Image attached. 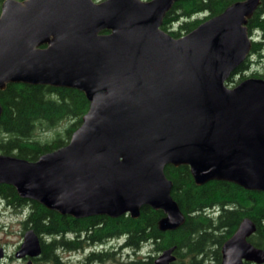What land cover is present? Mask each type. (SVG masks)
<instances>
[{
    "label": "water",
    "instance_id": "water-1",
    "mask_svg": "<svg viewBox=\"0 0 264 264\" xmlns=\"http://www.w3.org/2000/svg\"><path fill=\"white\" fill-rule=\"evenodd\" d=\"M177 0H1L0 90L8 83L69 87L88 107L67 142L28 161L0 154V183L72 217H137L161 210V231L184 215L166 164L195 184L232 182L264 191V79H227L249 54L246 22L260 0H238L178 37L160 29ZM1 112V107H0ZM248 218L220 245L219 264H262ZM174 246L153 264L175 260ZM25 229L13 253L40 254ZM4 256L0 247V259Z\"/></svg>",
    "mask_w": 264,
    "mask_h": 264
},
{
    "label": "trees",
    "instance_id": "trees-1",
    "mask_svg": "<svg viewBox=\"0 0 264 264\" xmlns=\"http://www.w3.org/2000/svg\"><path fill=\"white\" fill-rule=\"evenodd\" d=\"M234 1L238 0H177L165 13L160 29L178 37ZM197 14H203L202 18L194 17ZM246 28L253 39L249 54L232 70L227 82H232L237 75L238 81L244 79L242 72L250 56L264 51V0H260L247 19ZM254 76L256 73L250 74ZM258 76L264 79V74ZM0 107V154L34 161L67 142L80 124L88 101L74 88L8 83L0 90ZM64 121L67 124L62 132H56L53 138L40 141L35 137L38 129H54ZM163 173L171 181L170 196L184 215L183 223L172 230H159L157 220L163 216L162 211L146 205L139 208L137 217L98 214L76 218L21 198L5 183H0V201L13 210L25 209L21 228L23 231L32 229L40 243L39 256L32 258L34 263L58 264L60 249L76 250L121 237L120 248L132 251V256L143 244H147L152 253L130 256L122 264H153L154 256L170 246L175 247V260L170 264H219L221 243L243 218L255 224L247 241L264 249V191L247 190L223 180L197 185L186 165L166 164ZM114 252L92 250L85 255L84 264L114 260Z\"/></svg>",
    "mask_w": 264,
    "mask_h": 264
},
{
    "label": "rangeland",
    "instance_id": "rangeland-1",
    "mask_svg": "<svg viewBox=\"0 0 264 264\" xmlns=\"http://www.w3.org/2000/svg\"><path fill=\"white\" fill-rule=\"evenodd\" d=\"M97 1V0H94ZM203 14H197L194 17L198 19L202 18ZM256 73L254 77H260L259 74H264V51L260 53V55L250 56V60L247 64V68L242 72L243 78L250 77L251 73ZM239 79V76L233 77L232 82H227V86H232ZM66 121L61 122L55 126L54 129L43 131L42 129H38L35 131V137L40 141L44 139H51L54 137L56 132L61 133L65 125ZM47 139V140H48ZM25 209L13 210L7 207L2 201H0V247L3 248L4 256L0 259V264H24V259H17L13 256L14 251L18 247L19 243L22 239L23 230L21 228L20 221L23 219V214ZM114 240L110 243H105V250H112L114 252V260H103L93 261L89 264H122L126 262L130 256H132V251L117 248ZM102 246L99 245H89L83 247L81 249L76 250H67L60 249L57 251V261L58 264H84L86 261L84 260L85 255L90 250H101ZM149 246L147 244H143L140 246L139 251H136V254L133 256L141 257L146 254H152L149 252ZM128 253V254H126ZM132 256V257H133ZM39 264H52V262H43Z\"/></svg>",
    "mask_w": 264,
    "mask_h": 264
},
{
    "label": "flooded vegetation",
    "instance_id": "flooded-vegetation-1",
    "mask_svg": "<svg viewBox=\"0 0 264 264\" xmlns=\"http://www.w3.org/2000/svg\"><path fill=\"white\" fill-rule=\"evenodd\" d=\"M97 1H99V0H97ZM121 240V237H117V238H114V241L115 242H117L116 244H118L117 245V248L119 249L120 248V245H122V241H120ZM111 241H113V240H111ZM111 241H107V242H103V243H101V244H99V246H102V249L101 250H96L97 252H104V251H110V250H105V247H104V244L105 243H110ZM220 248V247H219ZM123 249V248H122ZM90 251H92V250H90ZM90 251H88V252H90ZM93 251H95V250H93ZM112 251V250H111ZM219 251H220V249H219ZM114 252V251H113ZM175 255V254H174ZM35 258V257H34ZM24 261H25V258H24ZM31 261H32V263L33 264H35L34 262H33V260H32V258H31ZM220 263V262H219Z\"/></svg>",
    "mask_w": 264,
    "mask_h": 264
}]
</instances>
